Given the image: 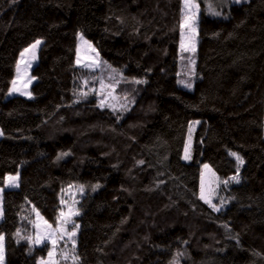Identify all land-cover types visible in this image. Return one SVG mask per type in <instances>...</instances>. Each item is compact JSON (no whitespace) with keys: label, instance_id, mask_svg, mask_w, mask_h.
<instances>
[{"label":"trees","instance_id":"16d2710c","mask_svg":"<svg viewBox=\"0 0 264 264\" xmlns=\"http://www.w3.org/2000/svg\"><path fill=\"white\" fill-rule=\"evenodd\" d=\"M220 7L201 4L188 55L184 0H0V186L19 175L1 198L5 264L46 257L35 214L56 226L70 184L82 187L73 264H264V0ZM78 32L118 69L124 106L100 104L103 65L76 66ZM36 40L32 97L7 98ZM195 120L207 125L190 163ZM203 164L219 179L216 210L199 196Z\"/></svg>","mask_w":264,"mask_h":264},{"label":"rangeland","instance_id":"374dc122","mask_svg":"<svg viewBox=\"0 0 264 264\" xmlns=\"http://www.w3.org/2000/svg\"><path fill=\"white\" fill-rule=\"evenodd\" d=\"M226 0H184V19L181 25L180 33V51L191 54L197 46V17L200 12L201 4L205 13L210 16H221L223 10L221 7ZM218 13V14H217ZM37 41L40 43L37 44ZM76 45V66L97 70L102 65L104 70L98 72L99 80L95 86L101 105L122 107L123 103L117 90L114 77L119 75L118 69L107 63L102 62L96 47L87 40L81 32L77 33ZM41 40L32 42L23 49L15 65L13 80L6 97L21 96L31 98V85L36 78L31 70L38 60V49ZM104 71V72H103ZM181 65L178 71V84L186 89L193 88V80L190 81V75L187 73L183 77ZM191 85V87H188ZM204 120L192 121L188 127L185 139L182 158L185 162L198 163L202 151L201 139L206 130ZM14 178V179H13ZM218 176L210 166L203 164L200 166L199 196L214 210L218 209L216 204ZM19 182L18 173L8 174L5 177L3 186H0V220L2 218V192L7 188H16ZM61 196L62 210L59 215L57 225H51L46 222L39 214H35L33 242L35 244H49V252L45 258L40 259L38 264H73L76 260V237L78 233V223L72 220L76 215V206L78 196L82 193V187L76 184H70L63 187ZM215 205V208L213 207ZM74 233V235H70ZM37 241H40L37 243ZM0 264H5L4 259V238L0 236Z\"/></svg>","mask_w":264,"mask_h":264},{"label":"snow or ice","instance_id":"6c2138e0","mask_svg":"<svg viewBox=\"0 0 264 264\" xmlns=\"http://www.w3.org/2000/svg\"><path fill=\"white\" fill-rule=\"evenodd\" d=\"M218 14V13H217ZM40 42L39 41H37V44H39ZM138 83H142L143 81H137ZM188 87H191V85H188ZM233 155H235V154H233ZM237 159L239 160L240 158L239 157H237ZM241 163H242V161H241ZM14 179V178H13ZM233 179H236V177H233ZM98 187V186H97ZM213 207L215 208V205H213ZM70 235H74V233H72V234H70ZM40 241H37V243H39Z\"/></svg>","mask_w":264,"mask_h":264}]
</instances>
